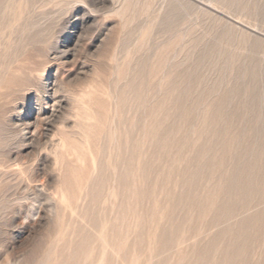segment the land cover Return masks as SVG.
Masks as SVG:
<instances>
[{
	"label": "rangeland",
	"instance_id": "obj_1",
	"mask_svg": "<svg viewBox=\"0 0 264 264\" xmlns=\"http://www.w3.org/2000/svg\"><path fill=\"white\" fill-rule=\"evenodd\" d=\"M0 168V264H264V0H0Z\"/></svg>",
	"mask_w": 264,
	"mask_h": 264
},
{
	"label": "bare ground",
	"instance_id": "obj_2",
	"mask_svg": "<svg viewBox=\"0 0 264 264\" xmlns=\"http://www.w3.org/2000/svg\"><path fill=\"white\" fill-rule=\"evenodd\" d=\"M149 1V0H148ZM146 2V1H145ZM207 2V1H206ZM153 4H154V2H153ZM134 5V4H133ZM215 8V7H214ZM146 9H148V8H146ZM145 9V10H146ZM141 10H143V9H141ZM147 11V10H146ZM136 13V12H135ZM218 58V57H217ZM212 66V65H211ZM25 71V70H24ZM33 80V79H32ZM182 84V83H181ZM23 85V84H22ZM25 85V84H24ZM59 87V86H58ZM199 88V87H198ZM24 89V88H23ZM58 91V90H57ZM58 102V101H57ZM243 103H245V102H243ZM59 105V104H58ZM77 106V105H76ZM53 111V110H52ZM51 116H52V114H51ZM67 121V120H66ZM75 123V122H74ZM63 125V124H62ZM60 126V125H59ZM69 127V126H68ZM74 127V126H73ZM45 130V129H44ZM47 130V129H46ZM76 130V129H75ZM62 131V130H61ZM78 133V132H77ZM79 134V133H78ZM6 139V138H5ZM66 142V141H65ZM78 142V141H77ZM60 144V143H59ZM59 146V145H58ZM74 147V146H73ZM57 149H58V147H57ZM211 149V148H210ZM54 151V150H53ZM81 151V150H80ZM52 153V152H51ZM54 156V155H53ZM63 160V159H62ZM58 165V164H57ZM69 167V166H68ZM1 169V168H0ZM58 172V171H57ZM79 175V174H78ZM139 175V174H138ZM193 175V174H192ZM192 175H191V177H192ZM5 176V175H4ZM197 177V176H196ZM62 178V177H61ZM59 179V178H58ZM120 182V181H119ZM127 182V181H126ZM122 189V188H121ZM4 192V191H3ZM56 192V191H55ZM241 192V191H240ZM230 193V192H229ZM94 194V193H93ZM71 197V196H70ZM69 197V198H70ZM238 197V196H237ZM239 200V199H238ZM62 201V200H61ZM67 201V200H66ZM62 203V202H61ZM77 203V202H76ZM231 203V202H230ZM232 207V206H231ZM75 208V207H74ZM226 210V209H225ZM224 215V214H223ZM116 227V226H115ZM114 228V227H113ZM235 243V242H234ZM241 249V248H240ZM229 250V249H228ZM239 252V251H238ZM246 253V252H245ZM228 255V254H227ZM225 258V257H224Z\"/></svg>",
	"mask_w": 264,
	"mask_h": 264
}]
</instances>
